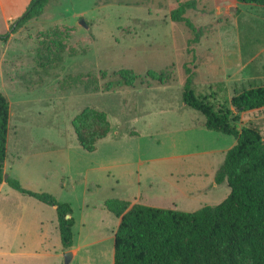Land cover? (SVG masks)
<instances>
[{
	"label": "rangeland",
	"instance_id": "374dc122",
	"mask_svg": "<svg viewBox=\"0 0 264 264\" xmlns=\"http://www.w3.org/2000/svg\"><path fill=\"white\" fill-rule=\"evenodd\" d=\"M179 1H196L186 13L199 32L191 46L193 31L171 20L178 0H48L40 17L0 39V93L11 105L5 173L71 204L77 222L68 263L55 208L1 185L0 264H114L120 223L108 200L138 196L191 213L230 195L214 173L235 138L190 127L205 117L184 106L185 65L196 96L220 83L230 99L264 85V8ZM30 2L0 0V36ZM149 73H164L168 87H118ZM235 119L264 139V108ZM74 124L86 143L93 132L107 137L87 152Z\"/></svg>",
	"mask_w": 264,
	"mask_h": 264
},
{
	"label": "trees",
	"instance_id": "16d2710c",
	"mask_svg": "<svg viewBox=\"0 0 264 264\" xmlns=\"http://www.w3.org/2000/svg\"><path fill=\"white\" fill-rule=\"evenodd\" d=\"M47 2L31 0L23 16L10 26L9 34L0 39L8 41L40 17ZM236 2L264 8V0ZM195 6L196 1L178 0V6L171 11L173 22L184 23L195 34L189 46L199 37L194 24L186 17ZM185 68L188 73L183 92L185 105L204 115L207 130L232 136L237 141L215 175V183H227L231 193L221 204L191 213L132 205L121 199L108 200L106 209L120 219L114 238V264H243L244 261L264 264V139L253 126L239 128L235 119V110L241 114L264 108V85L243 90L230 99L224 93L225 83H220L216 92L196 96L192 89L193 73L187 64ZM164 78V73L136 75L132 82L124 81L118 87L162 86L166 83ZM111 89L110 84L108 91ZM10 109L8 97L0 93V186L6 183L18 193L55 208L63 249L70 251L74 247L76 224L71 204L60 202L47 192L28 191L11 175L4 180ZM73 126L77 128L76 124ZM106 133L93 132L86 143L76 129L78 141L87 152H94L97 142L107 137Z\"/></svg>",
	"mask_w": 264,
	"mask_h": 264
},
{
	"label": "crops",
	"instance_id": "0c3cea01",
	"mask_svg": "<svg viewBox=\"0 0 264 264\" xmlns=\"http://www.w3.org/2000/svg\"><path fill=\"white\" fill-rule=\"evenodd\" d=\"M159 87H161V88H166V87H168V86H159ZM149 89V88H148ZM150 89H154V88H150ZM135 93H137V91L138 92H140V91H142V90H139V89H137V90H133ZM184 106H186L185 104H184ZM149 126H151V124H149ZM189 127V126H188ZM190 127H192V128H196V127H200V129H207L206 127H205V121H200V122H198L196 125H193V126H190ZM189 127V128H190ZM185 128V127H184ZM206 131V130H205ZM141 132V131H140ZM139 133V132H138ZM236 143H237V141H236V139L234 140V142L233 143H231V145L228 147V148H226L224 151H222V153H224L225 154V156H226V154H227V152L232 148V147H234L235 145H236ZM214 153V152H213ZM5 167H6V163H5ZM214 175H216V172L214 173ZM4 184H6V183H3L2 184V186L4 185ZM216 184V183H215ZM217 185V184H216ZM183 188V187H182ZM181 188V191H183V189ZM190 189V190H189ZM206 188L205 187H197V190H198V192H202V191H204ZM192 191V188L191 187H186V188H184V191L183 192H185V193H190ZM143 198L142 197H131V198H125V199H121V200H125V201H129L132 205H135V204H142V205H144V203H145V205L146 204H148V200L146 199H144V200H142ZM142 202H144V203H142ZM148 206V205H147ZM56 210V209H55ZM118 219V221H119V223H120V219L119 218H117ZM57 224H58V221H57ZM77 226V222H76V224H75V226H74V230H75V227ZM63 251H64V249H63ZM66 252V251H65Z\"/></svg>",
	"mask_w": 264,
	"mask_h": 264
},
{
	"label": "water",
	"instance_id": "95a60500",
	"mask_svg": "<svg viewBox=\"0 0 264 264\" xmlns=\"http://www.w3.org/2000/svg\"><path fill=\"white\" fill-rule=\"evenodd\" d=\"M230 10L232 12H235L236 8L231 7ZM235 112L238 113L239 111L235 110ZM8 177H9V175L6 174L5 177H4V180L6 181L8 179ZM68 218H69V216H68ZM65 258H66L67 262L69 263L73 259V252L72 251H66L65 252Z\"/></svg>",
	"mask_w": 264,
	"mask_h": 264
}]
</instances>
